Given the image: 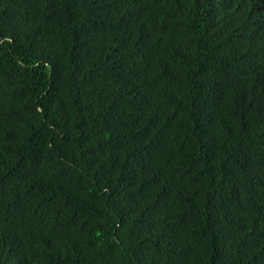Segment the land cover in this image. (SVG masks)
<instances>
[{
	"label": "trees",
	"instance_id": "1",
	"mask_svg": "<svg viewBox=\"0 0 264 264\" xmlns=\"http://www.w3.org/2000/svg\"><path fill=\"white\" fill-rule=\"evenodd\" d=\"M0 264H264V0H0Z\"/></svg>",
	"mask_w": 264,
	"mask_h": 264
}]
</instances>
